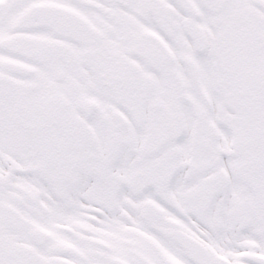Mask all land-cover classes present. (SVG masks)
<instances>
[{
    "label": "snow or ice",
    "instance_id": "snow-or-ice-1",
    "mask_svg": "<svg viewBox=\"0 0 264 264\" xmlns=\"http://www.w3.org/2000/svg\"><path fill=\"white\" fill-rule=\"evenodd\" d=\"M0 264H264V0H0Z\"/></svg>",
    "mask_w": 264,
    "mask_h": 264
}]
</instances>
